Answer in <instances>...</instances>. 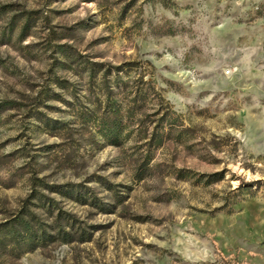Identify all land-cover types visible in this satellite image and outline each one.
Returning a JSON list of instances; mask_svg holds the SVG:
<instances>
[{
    "label": "rangeland",
    "instance_id": "1",
    "mask_svg": "<svg viewBox=\"0 0 264 264\" xmlns=\"http://www.w3.org/2000/svg\"><path fill=\"white\" fill-rule=\"evenodd\" d=\"M0 264H264V0H0Z\"/></svg>",
    "mask_w": 264,
    "mask_h": 264
},
{
    "label": "trees",
    "instance_id": "2",
    "mask_svg": "<svg viewBox=\"0 0 264 264\" xmlns=\"http://www.w3.org/2000/svg\"><path fill=\"white\" fill-rule=\"evenodd\" d=\"M109 128V127H108ZM107 128V129H108ZM110 130H112V128L110 129ZM18 226L20 227V229L22 230V231H24V233H26L27 235H29L30 234V232H32V228H31V226L29 225V224H27V223H25L24 221H20V222H18ZM33 234V233H32ZM32 236H37V234H33V235H31V237ZM41 237H42V235H41Z\"/></svg>",
    "mask_w": 264,
    "mask_h": 264
},
{
    "label": "built area",
    "instance_id": "3",
    "mask_svg": "<svg viewBox=\"0 0 264 264\" xmlns=\"http://www.w3.org/2000/svg\"><path fill=\"white\" fill-rule=\"evenodd\" d=\"M227 74H231V70H228V71H227Z\"/></svg>",
    "mask_w": 264,
    "mask_h": 264
}]
</instances>
